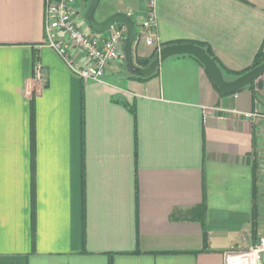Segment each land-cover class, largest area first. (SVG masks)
<instances>
[{
	"label": "crops",
	"instance_id": "obj_1",
	"mask_svg": "<svg viewBox=\"0 0 264 264\" xmlns=\"http://www.w3.org/2000/svg\"><path fill=\"white\" fill-rule=\"evenodd\" d=\"M99 10L135 22L139 68L204 43L234 80L264 48V0H158L154 46L146 0ZM124 62L86 82L47 46L45 0H0V264H226L254 244L255 185L264 236V76L222 95L192 56L146 80Z\"/></svg>",
	"mask_w": 264,
	"mask_h": 264
},
{
	"label": "built area",
	"instance_id": "obj_2",
	"mask_svg": "<svg viewBox=\"0 0 264 264\" xmlns=\"http://www.w3.org/2000/svg\"><path fill=\"white\" fill-rule=\"evenodd\" d=\"M157 3L158 0H146V15L140 23L139 34L148 46L155 45L153 33L158 25ZM75 4L76 0H45L46 44L79 78L86 82H103L111 63L125 61L127 29L114 26L108 37L101 39L89 32ZM72 50L83 55L85 66L76 63ZM226 264H264V239L246 251L228 254Z\"/></svg>",
	"mask_w": 264,
	"mask_h": 264
},
{
	"label": "water",
	"instance_id": "obj_3",
	"mask_svg": "<svg viewBox=\"0 0 264 264\" xmlns=\"http://www.w3.org/2000/svg\"><path fill=\"white\" fill-rule=\"evenodd\" d=\"M102 2L103 0H92L84 13L83 20L87 28L96 35L108 33L114 26L120 24L126 27L125 64L131 76L148 79L156 75L162 63L177 56H192L197 59L223 95L236 94L264 76V64H262L234 80H227L218 63L208 54L206 49L193 43L166 46L157 53L155 59L146 68H139L136 66L133 56V47L138 40L135 22L123 13H115L104 21H98L97 13Z\"/></svg>",
	"mask_w": 264,
	"mask_h": 264
},
{
	"label": "trees",
	"instance_id": "obj_4",
	"mask_svg": "<svg viewBox=\"0 0 264 264\" xmlns=\"http://www.w3.org/2000/svg\"><path fill=\"white\" fill-rule=\"evenodd\" d=\"M87 1H89V0H87ZM118 26H123L122 24H120V25H118ZM197 45H199V46H201L202 48H204V49H206V51L208 52V54L217 62V58L214 56V54H213V52H212V50H211V48L208 46V45H206V44H204V43H198ZM138 62V64L140 65V66H148V64H150V60H146V61H142V60H138L137 61ZM218 63V62H217ZM201 64V63H200ZM262 64H264V48H262L260 51H259V53L256 55V57H255V59H254V61H253V63H252V65L248 68V69H246L245 71H242V72H239V73H231V72H229V73H231V74H234L235 76H237V78L238 77H240V76H242V75H244L245 73H247V72H249L250 70H252V69H254V68H256V67H258V66H260V65H262ZM202 65V64H201ZM219 65V64H218ZM124 67H125V70H126V64H125V62H124ZM202 67H203V65H202ZM219 67H220V65H219ZM221 68V67H220ZM224 73V72H223ZM129 75V74H128ZM130 77H132V78H135V79H139V80H146V79H142V78H138V77H135V76H131V75H129ZM208 76H209V74H208ZM209 78H210V81L213 83V81H212V79H211V77L209 76ZM227 79V78H226ZM254 84L255 83H253L251 86H249L248 88H250V89H253V86H254ZM213 85H214V87L218 90V92L220 93V94H222L220 91H219V89L215 86V84L213 83ZM247 89V88H246ZM223 95V94H222ZM133 113H134V117H136V114H135V109L133 108ZM34 119V118H33ZM34 133V124H33V120H32V134ZM257 165L255 164L254 165V178H255V182H256V180H257V173H256V171H257V167H256ZM254 193H255V197H254V221L252 222V229H251V233H252V235H254V237H255V241H254V244H253V246H255V245H257L258 243H259V240H258V238H257V233H258V231H257V229H258V225H257V222H256V220H258L257 219V217H258V215H259V206H258V203H257V199H256V193H257V186L255 185L254 186ZM198 220L200 221V222H202L203 224L205 223V220H206V213H205V210H204V207H202V213H201V215H199L198 216ZM205 237L207 238V233L205 234Z\"/></svg>",
	"mask_w": 264,
	"mask_h": 264
},
{
	"label": "rangeland",
	"instance_id": "obj_5",
	"mask_svg": "<svg viewBox=\"0 0 264 264\" xmlns=\"http://www.w3.org/2000/svg\"><path fill=\"white\" fill-rule=\"evenodd\" d=\"M91 1H92V0L85 1L84 4H83V7H82V2H81V0H77V1H76V4H75V5H76V8H77L79 11H81V13H83L82 16H84V13H85V11L88 9V7H89ZM103 5H104V4H103ZM99 11H100V10H99ZM99 14H100V13H98V16H99ZM82 20H83V18H82ZM262 174H264V171L262 172ZM263 177H264V176H263ZM262 186L264 187L263 184H262ZM260 206H261V209H260V213H261V215H260V219L262 218V221H263L262 224H264V201L260 202ZM262 239H264V236L261 237V240H259V242L262 241ZM244 251H246V250H244ZM236 253H239V252H236Z\"/></svg>",
	"mask_w": 264,
	"mask_h": 264
}]
</instances>
